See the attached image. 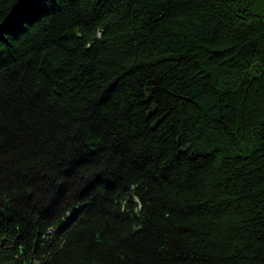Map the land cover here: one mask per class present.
I'll use <instances>...</instances> for the list:
<instances>
[{
    "label": "trees",
    "instance_id": "1",
    "mask_svg": "<svg viewBox=\"0 0 264 264\" xmlns=\"http://www.w3.org/2000/svg\"><path fill=\"white\" fill-rule=\"evenodd\" d=\"M0 264H264V0H0Z\"/></svg>",
    "mask_w": 264,
    "mask_h": 264
}]
</instances>
